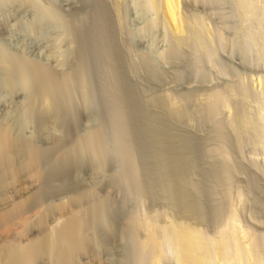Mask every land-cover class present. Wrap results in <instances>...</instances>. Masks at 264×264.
I'll use <instances>...</instances> for the list:
<instances>
[{"label":"rangeland","instance_id":"374dc122","mask_svg":"<svg viewBox=\"0 0 264 264\" xmlns=\"http://www.w3.org/2000/svg\"><path fill=\"white\" fill-rule=\"evenodd\" d=\"M99 2L100 4L102 2L101 5H105L104 7L107 9L104 24L98 18ZM157 2L154 0H0V127L2 128L10 123V127L15 128L11 132L15 138L21 137V139H25L26 141L31 140L29 143L33 141L31 144L36 145L40 150L46 153L51 152V154L48 153L44 158L45 165H42V170L49 177V179L46 177L44 182L48 180L49 182L46 183H50L48 185L43 184L49 187H47L48 192H46V187H42L44 191L46 190L45 194L48 196L45 197L46 201H56V203H59L63 199L66 201L70 200L74 195L78 196V193H82V191L86 192L88 190V193L91 190H95L93 193H97L96 198H101L96 201L102 200L103 202L107 199L105 200V205L107 201L110 202L106 209V215L109 213L106 220L107 222L109 221L110 228H107L108 225H106V230H104L103 226L97 227L99 230L96 228L99 238L97 240L100 243L103 240L99 245H102L103 247L101 246V248L104 249L101 251L99 245L97 248H99L101 253L103 252L102 259L106 260V262L115 264L113 262L123 257L122 252L130 245L128 243L132 240L130 239L131 235L137 237L134 239H143L145 237V230H140L136 234L130 232L131 235L129 236L128 234L129 240L123 239L126 241L127 247L121 243L120 240L124 237L123 235L129 233L124 230H128V220L132 216L142 219L147 214L146 216L149 215L156 225L158 224V227L167 225L171 220L189 223L193 227H197V229L204 230V233L207 232L208 235H214L223 225L227 215L229 216L231 213L241 215V218L239 217L242 219L241 222L243 221L242 223L249 228L250 232L253 231L251 232L252 234L255 235L256 233L255 238L256 240L258 239V244L261 245L259 246V250H261L263 262L264 1L181 0L180 16L182 21L184 20L183 23H187L186 25L183 24L184 29L187 27L185 34L187 32L188 35L184 34L187 38H184L179 33L177 34L178 31L167 23L164 13L162 14V8L159 6L160 1L158 2L159 4ZM47 6L50 7L48 8ZM42 9L47 10L44 13L52 14L54 12L56 15L54 16L57 18L56 21L59 20V24L56 21L53 24V21L49 19L47 23L46 15L44 17L46 18V22L42 19L43 17L40 18ZM67 20L69 21L67 22ZM94 22H97L96 25ZM100 26L104 30L106 29L105 33L109 37L106 34L105 36L103 35L104 37L99 36L104 34ZM99 29L100 31H98ZM43 32H45L44 36ZM68 32H70L69 35ZM98 36L103 38L99 41ZM180 36L181 39L179 38ZM50 37H52L51 40ZM104 38L108 39L105 40ZM105 41L108 42L106 43ZM112 41V47L114 46V48L111 51L113 52L110 53L112 55H109V59H107L104 50L107 44ZM197 44L200 45L198 46ZM100 46L104 48L102 47V49ZM97 52L99 54L102 52L101 54L105 56L106 60H103L102 56L98 57L99 54ZM2 55L8 60L10 59V69L13 68L15 70L14 72L13 70L11 71L13 76H9L8 72H6L8 69L3 65L5 64V58ZM62 55L63 57H61ZM59 58L63 59L59 61ZM19 60L23 64L27 62V66L32 63L30 67L42 70L49 69L47 72L52 71L51 73L49 72L50 75H54L55 78L59 77V80L62 75L64 76V74L69 73V70H71L70 75L66 74V76L72 79L75 78L72 77L74 76L71 74L72 71L76 72H72L76 75L82 74L81 76L78 75V79H74L75 82L77 81L74 84L77 85L79 84L78 81H81L80 87L78 86V89L75 91L77 93L75 94L72 91L75 94V99H78H74L75 103H72L75 109H72V106H67L72 109H69L70 111L76 113L74 114L69 111V114L72 116H70L71 118L62 115L69 120L67 119L64 123H62L63 121H59L61 112L63 114V111L68 109H65V106H59V111H56L60 112L61 109L58 120L54 117V114V119H48L52 114H48V117L46 113L40 115L35 110L31 111L33 114L37 112L35 117L32 113H27L28 111L25 108L28 109L29 104L33 103L31 102V92L28 91V83L30 84L31 80L27 73H22L19 67L21 66ZM36 62L37 65H35ZM24 66L26 67V65ZM3 69L6 71H2ZM110 71L114 74L120 72L119 74L123 75L122 78L126 80V84L130 88L132 87L131 89L135 93L133 96L136 98L133 97L135 100H131V105L129 102L127 113L130 114V117H132L131 113L133 112L137 111L139 113L133 119L130 118V131L129 128L127 129L123 126L124 129L122 127L123 124L121 125L117 117L118 115H115V113L117 114V110L114 105V93L112 90L115 89L116 84L114 81H110L111 78L108 75ZM16 72L17 74H14ZM23 74L27 75L25 76L26 78L21 77L24 76ZM260 79L261 81H259ZM83 86L87 89L85 90ZM72 88L74 87L72 86ZM215 93H219L222 99L219 101L220 103H217L212 108L208 103L211 102L212 96ZM76 95H79V97H76ZM167 98L174 104L178 102L176 105H185L183 107H186L191 113L192 111L197 113L194 116H192L194 114L192 113L190 117L186 116V118H182L181 120H171L172 124L167 123L169 125L161 123L160 119H166V115L162 114L163 110L154 105L153 101ZM135 102L137 103L136 105ZM205 104L207 105L205 106ZM138 105H140L139 108ZM141 105H144V107ZM130 108L134 109L131 113ZM140 108H143V111L142 109L138 110ZM30 110H33V108ZM25 111L27 114L24 113ZM67 112L65 113L68 115ZM143 112L144 116H142ZM9 113H12V115ZM28 114L32 115L28 116ZM22 115L24 118L21 117ZM8 116H11L10 120ZM39 116L40 119L38 118ZM56 116L58 117V115ZM159 116L160 118L158 119L157 117ZM20 118H27L28 120H23L24 123H22L23 121ZM117 118L118 120H115ZM154 119L158 120L155 121ZM19 121H22L21 124ZM60 125L61 127H59ZM157 125L165 127V130L173 128V133L179 134V139L181 137L184 139H181L182 141L180 140V143L175 145V151L178 155L186 158L184 176L187 185L190 187L191 199L195 207L191 215L183 214L175 205L171 204L164 188L166 177H164L165 175L161 171V158L159 157L163 149L161 148V142L158 141L159 138L155 137L154 139L153 135V128H156ZM99 127L104 131V140L107 141H104L106 149L110 150H107L109 159H107L108 164L106 166H108L103 168V172L101 171L100 175L96 176L97 172L93 168L91 170V167H89L91 165L88 166L90 164L88 161L85 162V160L83 162L79 158L81 161L76 162L77 159L74 154H70L72 156L68 158L71 159L69 162L68 160H65V162L63 160L64 165L61 164L60 155H64L67 151L69 153V150L73 149V144L74 142L76 143L78 138ZM54 128L56 129L54 130ZM61 129L63 132L60 131ZM126 129L129 133L125 132ZM15 132L17 133L15 134ZM129 134L130 136H128ZM52 135H54L53 138H51ZM57 137L63 141L61 142ZM128 137H131V140ZM123 138L127 139L128 142ZM54 140L58 142H54ZM123 141L124 143H122ZM125 142H132L131 146L138 163L136 164L137 167L139 166L136 171L138 175L131 171L128 164V153L124 149L128 145L126 144L125 146ZM55 143H59L57 144L59 146H54L53 144ZM51 144L54 146L53 148ZM66 147L67 150L65 151ZM55 148L58 150V153ZM118 148H123L124 153L121 149L119 151ZM125 155H127V160ZM52 157H54V161H59L55 162L57 165L60 163L64 167L58 166V174L61 173L53 175L56 180L51 175L54 169L50 168L52 166H48L51 164ZM223 167L228 168V170L226 168L223 169ZM137 178L139 179L137 180ZM87 193L82 194L87 195ZM82 194L81 196H83ZM87 197L83 200L89 202L90 198L89 196ZM91 197L96 199L95 196ZM108 209H110L109 212H107ZM220 211L225 212L221 213ZM220 214L225 215L221 217ZM220 219L222 220L220 221ZM93 231L95 232V230ZM88 233L91 234L92 232L89 231ZM112 234L113 236H111ZM120 246L122 249L124 246L123 251L120 249ZM97 248L87 249V252H84L86 250L80 252L81 255L78 254L77 259L78 263L96 264V261L93 260H96L97 255L101 254L100 251L98 253ZM88 252L91 253L89 254ZM167 252L169 253H167L166 264H177L174 249L168 247ZM106 254L112 255L110 258L107 255L109 260L106 258ZM47 260L50 261L49 259ZM45 263L46 259L39 264ZM116 263L119 264L118 261Z\"/></svg>","mask_w":264,"mask_h":264},{"label":"bare ground","instance_id":"6f19581e","mask_svg":"<svg viewBox=\"0 0 264 264\" xmlns=\"http://www.w3.org/2000/svg\"><path fill=\"white\" fill-rule=\"evenodd\" d=\"M28 1H30V0H28ZM154 1L155 2L160 1V4L158 2H157V4H159V6H161L160 8H162L161 10L163 11L162 14L164 13V16L167 20V23L172 25L176 29V31H178L177 34L179 33L180 35L184 36L185 30L187 27L184 29L183 26L186 25L187 23L184 24L183 23L184 20L182 21V18L180 16L181 0H154ZM99 4H100V2H99ZM101 4H102V2H101ZM101 4L98 8L99 14L98 13L97 14L99 16L98 18L100 19V20L99 19L98 20L99 21L102 20V23H103L104 18L107 14V11H106L107 9L104 7L105 5L103 6ZM263 6H264V4H263ZM31 9H32V7H31ZM40 9H41V7H40ZM43 10L44 9H42V14L40 13V15H41L40 18L43 17L42 19H44L45 22H46V18H47V23L50 20V21H53L52 23L54 24V21L57 20L54 12L53 13L51 12L53 14L52 15V14L44 13L45 11L47 12V10H44V11ZM48 12H50V11H48ZM56 13H57V11H56ZM43 14H44V16H42ZM45 15L47 16L46 18H44ZM57 15H58V13H57ZM107 16H109V15H107ZM33 19H35V18H33ZM94 19H96V18H94ZM58 21H56V22L58 23ZM68 21L69 20H67V22ZM49 23L51 24V22H49ZM96 23H95V25H96ZM103 24H102V26L104 27ZM46 26H48V25H46ZM102 26H100V29L103 30L104 34L99 35V36H103V35L105 36V34H106L105 33L106 29L104 30V28ZM70 27L72 28V26H70ZM100 29L98 31H100ZM189 29H191V28H189ZM98 31H96V32L98 33ZM109 31H111V30H109ZM69 33L70 32H68V35H69ZM72 34H73V31H72ZM33 35H34V33H33ZM44 35H45V32H43V36ZM109 35H111V34L109 33ZM185 35H188L187 32ZM106 36H107V34H106ZM33 37H35V36H33ZM103 37H101V38H103ZM107 37H109V36H107ZM185 37L186 36H184V38ZM200 37H202V36H200ZM51 38L52 37H50V40H51ZM67 38H68V36H67ZM101 38L99 37L98 40L100 41ZM179 38L181 39V36ZM184 38H182V39H184ZM45 39H46V37H45ZM107 39H105V40H107ZM110 39H111V36H110ZM190 39H191V37H190ZM68 41H69V39H68ZM112 43H113V41L111 43H108L107 46L105 47V50H104V54L107 56V59H109L108 58L109 55H112L110 53L113 52V51H111V49L114 48V46L112 47ZM204 46H205V44H204ZM22 53H24V52H22ZM54 53H56V52H54ZM54 53H53V56H54ZM58 53L60 54V52H58ZM101 53L100 54L98 53L99 54L98 57L102 56V58L104 60L105 56H103ZM59 54H58V56H59ZM63 54H65V53H63ZM114 54H115V51H114ZM23 56H25V55H23ZM61 57H63V55ZM4 58H5V64H3V65H5V68L8 70L6 71V70H4L5 69L4 68L2 71L8 72V75L11 76L12 75L11 71L13 70V68L10 69L11 68V64L9 61L10 59L8 60V59H6V57H4ZM102 58H101V60H102ZM62 59L59 58V61ZM115 59H117V58H115ZM114 60H113V62H114ZM19 61L21 62V63L19 62V64L21 66H19V65L18 66L21 68L22 73H24V74L27 73V75H29V77H30L29 79L31 80V81L29 80L30 84L28 83L29 87L28 86L27 87H28V91L31 92V95H32V97H31L32 101L31 102H33L32 103L33 105L29 104V108L32 106L31 108H33V110H30L31 108L30 109L25 108L26 111H28L27 113H32L35 110L40 115H44L46 113V115L48 117H49L48 114H52L51 117H49L48 119H54V117H55L58 120L61 109H60V112H56V111H59L58 110L59 106H61V107L65 106V109L68 108L67 106H69V107L72 106L71 108L75 109V108H73L74 104L72 105V103H75L74 101L77 99V98L75 99L74 95L77 93L75 91H76V89H78L77 87L80 85L81 81L80 82L78 81L79 84L77 85V84H74V82H75L74 79L79 77L78 75H80V73L76 75V74H74L76 72L72 71L74 73L71 72V74L74 76H72V75L71 76L73 78L75 77L74 79H72L71 77L66 76V74L70 75L71 70H69V73L64 74V76H66V77H64L62 75L60 77L61 79L59 80V77L55 78L54 75L53 76L50 75V73L52 71H49L50 73L47 72L49 69L45 70L44 67H42L44 69V70H42V69H38L36 67H30V66H32V65H30L32 63L29 62L30 64L28 63L29 65L27 66L26 61H24V62H26V64L25 63L23 64L21 60H19ZM120 61H122V60H120ZM61 63H63V62H61ZM14 65H13V67H14ZM24 65H26V67ZM35 65H37V62ZM62 65H64V64H62ZM103 65H105V64H103ZM75 66H77V65H75ZM60 67H61V65H60ZM111 67H112V65H111ZM122 67H124V66H122ZM98 68H100V67H98ZM107 70H109V69H107ZM14 71L15 70H13V72ZM119 73L116 72L114 74L112 71H110V74L108 73V75L111 78L110 81L112 80L116 84V87L114 89L115 91L112 90V92L114 93V105H115V108L117 110V114L114 111L113 112L115 113V115H118L117 117L119 118L121 125L123 124L122 127L124 126L127 129L129 128V131H130V127H131V119L130 118L133 119V117L139 112H137V111L133 112L134 109L130 108V110H131L130 113L133 112V113H131L132 117H130L129 116L130 114L127 113L129 102L131 105V100L134 99L133 97H135V96H133V95L135 93L131 89L132 87L130 88L126 84V82H125L126 80H124L122 78L123 75L121 76ZM5 74H7V73H5ZM14 74H17V72ZM19 74H21V73H19ZM84 74H85V72H84ZM27 75H24L21 77L26 78L25 76H27ZM3 76H4V74H3ZM15 77H17V76H15ZM12 78H14V77H12ZM86 80H87V78H86ZM259 81H261V79ZM11 83H13V82H11ZM75 83H77V81ZM261 83L263 84V82H261ZM82 84H83V82H82ZM110 84H112V83H110ZM72 86L74 88H72ZM112 86H114V85H112ZM86 89L87 88H85V90ZM11 90H12V88H11ZM72 91L75 92V94H73ZM83 91H84V89H83ZM76 97H79V95L78 96L76 95ZM212 97H213V99L208 104H210V107L214 108L217 105V103H220L219 101L222 99V96L219 93H215V94H213ZM210 99H211V97H210ZM31 102H29V103H31ZM150 103H152V102H150ZM153 103H154V105H157L159 107V109L161 108L163 110V113H162L163 115H166L165 116L166 119H164V118L160 119L161 123L163 122L164 124H167L168 122H169V124H172L171 120H181L182 118H186V116L190 117L192 115V113H194V111H192V113H191V111L187 110L186 107H183L185 105H183V106L176 105L178 102L177 103L175 102L176 104H174L168 98L167 99H156L155 101H153ZM136 104L137 103L135 102V105ZM154 105H152V106H154ZM206 105L207 104H205V106ZM157 106H156V109H157ZM139 107H140V105H138V108ZM142 107H144V105ZM71 108L64 110L65 112L68 111L67 112L68 115L64 111H63V114L61 112V117H60L59 121H63L62 123L67 121L68 118H66V117H70L71 114H69V113L73 112V111H70V110H72ZM141 109L143 111V108H140L138 110H141ZM209 110H210V108H209ZM26 111L24 113H26ZM202 111H203V109H202ZM37 112L36 113L34 112V113L37 114ZM12 113L11 114L9 113V114L12 115ZM73 113L75 114L76 112H73ZM195 113H197V112H195ZM195 113L192 116H194ZM32 114H28V116L32 115ZM35 114H33V115H35ZM159 114H160V112H159ZM56 115H58V117ZM62 115H64V116L66 115V117L64 118V116H62ZM142 116H144V112H143ZM10 117L8 116L9 120H10ZM21 117L24 118L23 115ZM25 117H26V115H25ZM35 117H36V115H35ZM62 117L66 120H64ZM38 118L40 119V116ZM118 118L115 120H118ZM157 118L159 119L160 116ZM158 119H156V120L154 119V120L157 121ZM15 120H16V118H15ZM20 120H22V121L26 120L27 121L28 119L27 118H25V119L20 118ZM112 120H114V119H112ZM24 121L22 123H24ZM233 121H234V119H233ZM2 122H4V121L2 120ZM21 122H20V124H21ZM114 122H116V121H114ZM149 124H150V122H149ZM169 124H167V125H169ZM158 125L156 128H153V132H154L153 135H154V139H155V137L157 139L159 138L158 141L161 142L160 143L162 146L161 148L163 149V151H161V154H159V157L161 158L160 159V162H161L160 166L162 169L161 171H163V174L165 175L164 177H166V180H165L166 185L164 188H165L166 193H167V195L171 201V204L175 205V207L178 208L183 214L191 215L194 212L195 207L192 203L191 194H190V187L187 185V182H186V179L184 176L186 158L182 155H178L175 151V149H176L175 145H178L180 143V140L183 137H181V139H179L180 138L179 134L176 133L177 134L176 135L175 133H173L174 132L173 128L172 129L169 128V129L165 130L166 129L165 127L158 126ZM118 126H119V124H118ZM59 127H61V125ZM116 127H114V128H116ZM151 128H152V125H151ZM12 129L13 128H12V126L10 127V123L7 124V126L5 125L2 128L0 127V264H39V263H42V261L45 259H46L47 264H49V263L50 264H79L78 263L79 261L77 260L78 254H80V252H82L84 250H86L84 252H87V249H89V250H91V248L95 249L98 247V245L100 243L97 240L99 238H98L97 233H96L97 232L96 228L97 227L100 228V226H103L105 228L104 230H106V225H108L107 228H110L109 227L110 223H108L109 221L107 222V220H106L107 216L109 215V213H108V215H106V209H107V205H109L108 203H110V202L107 201V204L105 205V203H106L105 200H107V199L104 200L103 197H102V199L104 200L103 201L104 203L102 202V200L96 201V200H100L101 198L100 199H98V197L96 198L97 193L96 194L93 193L95 190L94 191L91 190L88 193H87L88 190L86 192L82 191V193H87V195L84 194L85 197L82 193H78V196L76 195L77 197L74 195V197H72L70 200L65 199L66 201H64V199H63V201H60L59 203H56V201H54V202L53 201H46L45 197H48V196H47V194H45V191L47 190L48 186H44L43 184L48 185L50 183H48V184L46 183V182H49L48 180H46V182H44L45 181L44 179H46V177H47V179H49V177L44 172V170H42L43 169L42 165L44 164V158L47 156V154L49 152L46 153L43 150H40L39 148H37L36 145L31 144L33 141L31 143H29L31 140L26 141L25 139H21V137L15 138L11 133ZM55 129L56 128H54V130ZM127 129L125 132L128 131ZM13 130H15V128ZM102 130L103 129H101V127H99L98 129H95L89 133H86L81 138H78L77 140L75 139L76 143L75 142H74V144L72 143L73 149H70L69 153L67 151L65 153L63 152L64 155L63 154L60 155V161L62 160L61 164L64 165L65 160L66 161L68 160V162H69L71 159H68V158H70L72 156L70 154H74L75 158L77 159L76 162H79L80 159L83 162L85 160H86L85 162L88 161V163H90V164H88V166L91 165V166H89V167H91V170L94 169V171L97 172L96 176L98 174L100 175V173L103 172V168L108 166V165L106 166V164H108L107 159H109V157H108L109 153L107 154L108 149H106V143L104 142V141H106V140H104V136H103L104 131H102ZM49 131H50V127H49ZM60 131H62V129ZM53 132H55V131H53ZM110 132H111V130H110ZM150 132H151V130H150ZM16 133L17 132H15V134ZM127 133H129V132H127ZM115 135H117V134H115ZM50 136H51V134H50ZM53 136L54 135H52L51 138H53ZM128 136H130V134ZM177 136H179V137H177ZM68 137H69V135H68ZM114 137H116V136H114ZM126 137H127V135H126ZM128 138H130V140H131V137H128ZM57 139H58V137H57ZM123 139L127 141V139H125V138H123ZM32 140H33V138H32ZM47 140H49V139H47ZM58 140H60V139H58ZM72 140H74V139H72ZM182 140H184V139H182ZM56 141L54 140V142H56ZM60 141L62 142L63 140H60ZM120 141H121V139H120ZM185 141H186V139H185ZM116 142H118V141H116ZM122 143H124V141ZM131 143L132 142H130V143L125 142V146H126V144L128 146H126V147L124 146L125 147L124 149H126V151L128 153V162H129L128 164L131 168V171L135 174L137 173L136 175H138V172H136V171H137L139 166L137 167L138 163H137V160L135 159V155H134L135 152L131 146L132 145ZM57 144H59V143H57ZM57 144L55 143L53 145L57 147V146H59ZM53 145H52V148L54 147ZM60 148H62V147H60ZM120 149H119V151H120ZM66 150H67V147H66L65 151ZM46 151H48V150H46ZM108 151H110V150H108ZM122 152L124 153L123 150H122ZM122 152H120V153L122 154ZM57 153H58V150H57ZM44 154H46V155L44 156ZM49 154H51V152ZM53 155H55V154H53ZM48 156H50V155H48ZM62 156H64V157L62 158ZM126 156L127 155H125V158L127 160ZM48 158H50V157H48ZM53 159H54V157H52V159L50 161V163L52 165L47 164L49 167L52 166L50 168L54 169V170L51 169L54 172L50 171L53 173V174H51L52 178L56 174H58V168L61 166L63 167V165H60V163H59L60 166L57 165L55 163L57 160L54 161ZM63 160H64V162H63ZM110 160H111V158H110ZM57 162H59V161H57ZM83 165H84V163H83ZM224 166H226V165H224ZM226 167H223V169H225ZM66 168H67V166H66ZM223 169H221V170H223ZM226 169L228 170V168H226ZM80 170H82V169H80ZM94 171H93V173L95 175ZM136 175H135V177H136ZM105 177H106V174H105ZM80 178H82V177H80ZM138 179L139 178H137V180ZM55 180H56V178H55ZM96 181H97V179H96ZM61 182H62V180H61ZM98 182H100V181H98ZM76 184H79V183H76ZM56 185H59V184H56ZM111 185H113V184H111ZM43 186L46 187L45 191L43 189L44 188ZM52 189H53V187H52ZM46 192H48V190ZM49 194H50V192H49ZM81 194L83 196H81ZM87 196H89V198L92 200L90 201V199H89V202H87L86 200H83L84 198H88ZM91 196H95L96 199H94V197H91ZM85 201H86V203H85ZM216 209H218V208H216ZM223 209L225 210V208H223ZM109 210L110 209H108L107 212H109ZM222 212L224 213L225 211H222ZM228 214H230V213H228ZM146 215H145V217L143 216L144 218H142V219L132 216V218H130V220H128V226H129L128 230L129 231L128 230H124V231H127L129 233L126 232L127 235L126 234L123 235V233H122V235L124 237L120 235L123 238L120 237L122 240L119 239L121 241V243L123 245H125V247H127L126 246L127 243L125 244L126 241H124V240H129L128 237L131 235L130 232L136 234L137 232H140V230H145L146 235L143 239L142 238L141 239H139V238L134 239L137 237L131 235L130 239H132V240L129 241L130 243H128V245L129 244L130 245L128 246V248H126L125 251H123L124 246L122 249V247H121L122 245L120 243V245H121L120 249L123 251L122 253L124 255L122 254L123 257L120 258V260H117L119 262V264H166V260L168 257L167 253H169V252H167L168 247H172L174 249V251H175L174 254L176 257L177 264H263V262H264V261L262 262V255H261L262 253L260 252L261 250H259L260 249L259 246H261V245L258 244V241H257L258 239L256 240V238H255L256 233L254 235L251 233L253 231H251V232L249 231V228H247L244 225V223H242L243 221L241 222V220H242V219H240L241 215L239 216L237 213H233V214L231 213L229 216L227 215L226 218L224 217L225 220L223 222V225L219 228L217 233H215L214 235H211V234L208 235L207 232L204 233V230L197 229V227L195 228L189 223L178 222V221H174V220H171V222L165 226L162 225L163 227H160V226L158 227V224L156 225V223L153 221V219L149 215L148 216H146ZM220 215L222 217L225 214H223V215L220 214ZM216 218H217V216H216ZM221 220L222 219H220V221ZM106 222H107V224H106ZM219 223H222V222H219ZM218 225L220 226V224H218ZM93 230H95V232ZM89 231L92 233L91 234L88 233ZM93 232H94V234H93ZM128 234H129V236H128ZM98 235H100V234L98 233ZM101 235H102V233H101ZM104 236H105V234H104ZM111 236H113V234ZM102 241H101V243H102ZM101 246L99 245V248L102 251L104 248L102 249ZM99 248H97L98 253L100 251ZM101 251H100V253H101ZM104 252H106V251H104ZM94 253H96V252H94ZM102 253L97 255L96 260H93V261H96V264H108L109 263V262H106V260L102 259L103 258ZM107 255L108 254H106V258H107ZM111 256H109V258ZM109 258H107V259L109 260ZM47 259H49L51 262L48 261ZM117 259H118V257H117ZM112 260L115 261L114 259H112ZM116 262H113V263L118 264ZM80 264H82V263H80ZM109 264H111V263H109Z\"/></svg>","mask_w":264,"mask_h":264}]
</instances>
